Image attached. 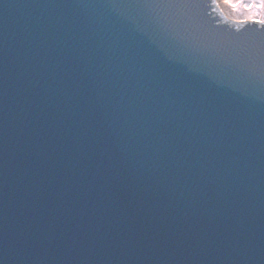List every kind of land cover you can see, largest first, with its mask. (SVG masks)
I'll return each mask as SVG.
<instances>
[{"label":"water","instance_id":"1","mask_svg":"<svg viewBox=\"0 0 264 264\" xmlns=\"http://www.w3.org/2000/svg\"><path fill=\"white\" fill-rule=\"evenodd\" d=\"M0 0V264H264V63L201 0Z\"/></svg>","mask_w":264,"mask_h":264},{"label":"snow or ice","instance_id":"2","mask_svg":"<svg viewBox=\"0 0 264 264\" xmlns=\"http://www.w3.org/2000/svg\"><path fill=\"white\" fill-rule=\"evenodd\" d=\"M231 8L235 11L248 9L246 14L232 17V22L236 25L247 26L254 25L258 28L252 30L245 29V33L241 34L237 29L236 34L224 36L218 34L213 37L209 47L215 49L248 51L253 50L260 54L261 62L264 63V0H212L213 11L223 15V7ZM173 6L183 10L193 12V10L202 7L201 0H180ZM188 19L193 25L196 24L194 12L188 15ZM227 21V17L225 18Z\"/></svg>","mask_w":264,"mask_h":264},{"label":"rangeland","instance_id":"3","mask_svg":"<svg viewBox=\"0 0 264 264\" xmlns=\"http://www.w3.org/2000/svg\"><path fill=\"white\" fill-rule=\"evenodd\" d=\"M223 7V14L228 18L232 20V17L234 16H238V15H242V14H246L249 10L248 9H241L238 12L231 9V8H227V7Z\"/></svg>","mask_w":264,"mask_h":264}]
</instances>
